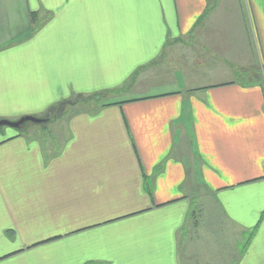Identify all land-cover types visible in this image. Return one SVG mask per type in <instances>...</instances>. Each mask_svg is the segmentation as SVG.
Returning a JSON list of instances; mask_svg holds the SVG:
<instances>
[{"label": "crops", "instance_id": "1", "mask_svg": "<svg viewBox=\"0 0 264 264\" xmlns=\"http://www.w3.org/2000/svg\"><path fill=\"white\" fill-rule=\"evenodd\" d=\"M59 104L0 136V264H264V0H0V120Z\"/></svg>", "mask_w": 264, "mask_h": 264}, {"label": "rangeland", "instance_id": "2", "mask_svg": "<svg viewBox=\"0 0 264 264\" xmlns=\"http://www.w3.org/2000/svg\"><path fill=\"white\" fill-rule=\"evenodd\" d=\"M88 99H90V98H88ZM96 99H98V98L96 97V98H92L90 100H94L95 101ZM81 100H83V99H81ZM75 101L76 100H73L70 103L75 102ZM65 110H66V112H65ZM69 110L70 109L66 106V104H64L63 106L60 107V110H58L60 112L56 111V112H58V114L56 112L55 113L57 114V117H60L61 115H63L64 112H65V114H67V111H69ZM23 117H27V116H23ZM23 117H21V118H23ZM28 117H33V116H28ZM21 118H19V119H21ZM34 118H36V117H34ZM49 128H50L49 125H35V124H32V123L25 124L24 127H22L21 129H11L9 127H0V136L1 137H3L4 135L8 136V135H12L14 133L33 134V132L35 133V131L42 132V131H44V129L46 130V129H49ZM225 242L226 241L224 239H221V240H219V242H216V245L218 246V248H217L218 257H216V259H213V261H216V262H214V264H219V262L221 260L225 261V258H226L225 255H223V254L221 255V253H224L226 251ZM222 248H225V250H222Z\"/></svg>", "mask_w": 264, "mask_h": 264}, {"label": "water", "instance_id": "3", "mask_svg": "<svg viewBox=\"0 0 264 264\" xmlns=\"http://www.w3.org/2000/svg\"><path fill=\"white\" fill-rule=\"evenodd\" d=\"M53 118H34V117H23L15 122L7 121V120H0V127H9L11 129H21L27 123H32L35 125H45L51 121Z\"/></svg>", "mask_w": 264, "mask_h": 264}, {"label": "trees", "instance_id": "4", "mask_svg": "<svg viewBox=\"0 0 264 264\" xmlns=\"http://www.w3.org/2000/svg\"><path fill=\"white\" fill-rule=\"evenodd\" d=\"M97 98H98V96H97ZM64 104H59V105H57L56 107H54V108H52L51 110H49V113L47 114V118H53V119H55L56 117H57V114H58V112H60V111H58V110H60V107L61 106H63ZM56 111H58V112H56ZM57 114H56V113Z\"/></svg>", "mask_w": 264, "mask_h": 264}]
</instances>
